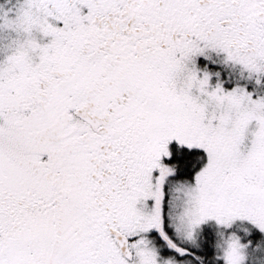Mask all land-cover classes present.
<instances>
[{"label": "snow or ice", "instance_id": "6c2138e0", "mask_svg": "<svg viewBox=\"0 0 264 264\" xmlns=\"http://www.w3.org/2000/svg\"><path fill=\"white\" fill-rule=\"evenodd\" d=\"M0 264H264V0H0Z\"/></svg>", "mask_w": 264, "mask_h": 264}]
</instances>
